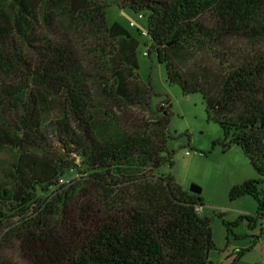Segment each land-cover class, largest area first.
<instances>
[{"label":"trees","instance_id":"16d2710c","mask_svg":"<svg viewBox=\"0 0 264 264\" xmlns=\"http://www.w3.org/2000/svg\"><path fill=\"white\" fill-rule=\"evenodd\" d=\"M111 6L148 15L150 53L166 64L168 80L185 95L202 94L224 132L214 146H240L258 173L230 190L232 201L251 196L258 210L224 220L227 238L232 226L247 221L254 229L264 220V54H235L231 65L219 58L216 71L181 67L169 54L212 50L235 37L264 39V0H0V115L12 125L10 133L0 130L2 146L24 155L44 148L45 108L55 103L53 127L70 156L23 155L25 166L5 175L11 186L0 181V233L8 229L4 243L19 244L24 264H213L212 220L197 211L203 198L155 174L164 163L174 166L171 105L160 107L153 124L121 117L119 139L99 133L108 108L151 109L139 44L121 25H108ZM157 126L162 139L151 132ZM67 170L85 176L60 185ZM51 187L48 198L36 193ZM0 264L13 262L0 256Z\"/></svg>","mask_w":264,"mask_h":264},{"label":"rangeland","instance_id":"374dc122","mask_svg":"<svg viewBox=\"0 0 264 264\" xmlns=\"http://www.w3.org/2000/svg\"><path fill=\"white\" fill-rule=\"evenodd\" d=\"M106 16L109 26L121 25L139 44V75L142 81L151 88V109L138 105L123 113L118 108H108L104 121L100 123L99 133L107 138L119 139L118 127L121 117H124V120L130 119L137 125L153 124L160 120V107L168 109L171 105L167 128L170 137L167 147L169 152L173 153L174 166L171 167L169 163H164L155 174L174 177L188 193H191L192 186L201 189L200 196L203 198L204 206L199 215L212 220L213 239L216 245V249L210 253V260L213 264H232L241 250H245V253L236 264H264V233L262 232L264 220H259L254 229L249 227L247 221L232 226L229 238H227L224 225V220L234 223L241 215L257 214L258 203L251 196L233 201L229 197L232 187L248 180L259 179L258 173L245 152L236 145L228 149H225L223 145L214 146L215 141L224 139V132L213 117H208L202 94L185 95L177 82H170L166 64L158 61L156 52L150 53L151 39L140 34L142 27H147V14L145 20L140 21L138 13L130 8L122 9L118 6H111L107 9ZM132 22L137 23V26L131 27ZM144 52H148L149 55L144 56ZM249 52L264 54V39L235 37L212 50L197 46L193 49H177L169 54L181 67L198 64L208 71H216L221 63L219 58L231 65L235 54ZM45 109L42 129L46 137L44 148L38 151L30 150L24 155L18 148L3 147L2 140H0V181L7 188L11 185L5 175L23 164L21 161L23 155L45 161L55 160L56 157L70 158L63 137L53 127L59 113L57 105L49 103ZM4 117V114L0 115V130L3 129L4 132L10 133L12 125ZM157 127L151 132H154L157 139H162L160 126ZM70 155L76 158L77 164L82 163V159L77 154ZM82 176L85 175L77 170H67L60 185H68ZM55 190V187H51L48 193L42 194L40 188H37L36 193L45 199L50 197ZM3 209L5 213H8L6 208ZM220 215L223 218H220ZM7 231V228H3L0 233V256L12 261L13 264H24L19 253V244L12 240L4 243Z\"/></svg>","mask_w":264,"mask_h":264},{"label":"built area","instance_id":"2783aa9c","mask_svg":"<svg viewBox=\"0 0 264 264\" xmlns=\"http://www.w3.org/2000/svg\"><path fill=\"white\" fill-rule=\"evenodd\" d=\"M146 14L145 13H143V12H141V13H138V20H140V21H144L145 20V16ZM130 26L131 27H136L137 26V23H135V22H132V23H130ZM143 29H142V31H141V35L142 36H144V37H149V32H148V28L147 27H142ZM143 55L144 56H148L149 54H148V52H144L143 53ZM188 154V153H187ZM203 210V207H198L197 208V211H198V213L199 212H201ZM263 230H264V226H263ZM263 256H264V250H263Z\"/></svg>","mask_w":264,"mask_h":264},{"label":"water","instance_id":"95a60500","mask_svg":"<svg viewBox=\"0 0 264 264\" xmlns=\"http://www.w3.org/2000/svg\"><path fill=\"white\" fill-rule=\"evenodd\" d=\"M191 193L195 195H200L201 194V189L197 186H192L191 188Z\"/></svg>","mask_w":264,"mask_h":264}]
</instances>
